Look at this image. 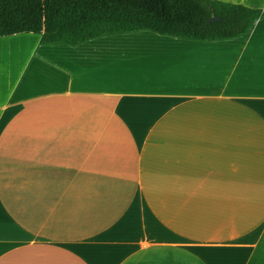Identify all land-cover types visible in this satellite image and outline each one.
I'll return each instance as SVG.
<instances>
[{"label": "crops", "instance_id": "crops-1", "mask_svg": "<svg viewBox=\"0 0 264 264\" xmlns=\"http://www.w3.org/2000/svg\"><path fill=\"white\" fill-rule=\"evenodd\" d=\"M0 264H264V17L0 38Z\"/></svg>", "mask_w": 264, "mask_h": 264}, {"label": "trees", "instance_id": "trees-1", "mask_svg": "<svg viewBox=\"0 0 264 264\" xmlns=\"http://www.w3.org/2000/svg\"><path fill=\"white\" fill-rule=\"evenodd\" d=\"M211 17L219 21L207 22ZM264 9L215 0H0V38L40 36L42 44L151 31L217 41L243 35Z\"/></svg>", "mask_w": 264, "mask_h": 264}, {"label": "water", "instance_id": "water-1", "mask_svg": "<svg viewBox=\"0 0 264 264\" xmlns=\"http://www.w3.org/2000/svg\"><path fill=\"white\" fill-rule=\"evenodd\" d=\"M219 20H220L219 17H211L209 20H207V22L211 23V22L219 21Z\"/></svg>", "mask_w": 264, "mask_h": 264}]
</instances>
